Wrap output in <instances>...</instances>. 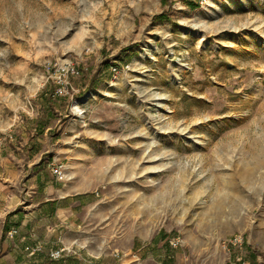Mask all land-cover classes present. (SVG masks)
Masks as SVG:
<instances>
[{
    "label": "rangeland",
    "instance_id": "rangeland-1",
    "mask_svg": "<svg viewBox=\"0 0 264 264\" xmlns=\"http://www.w3.org/2000/svg\"><path fill=\"white\" fill-rule=\"evenodd\" d=\"M261 159L264 0H0V178L21 167L63 196L24 227L107 264L134 242L264 264Z\"/></svg>",
    "mask_w": 264,
    "mask_h": 264
},
{
    "label": "crops",
    "instance_id": "crops-1",
    "mask_svg": "<svg viewBox=\"0 0 264 264\" xmlns=\"http://www.w3.org/2000/svg\"><path fill=\"white\" fill-rule=\"evenodd\" d=\"M6 137L12 139L14 135L9 133ZM27 151L31 152V148L28 147ZM46 151L44 149L42 153ZM17 160L19 161V158ZM4 165L10 166L7 163ZM10 170H12L11 175H9ZM22 174L29 176L30 172L28 169L15 167L4 171V176L0 178V264H107L109 260L80 257V252L72 244L62 245V235L55 224L47 223L38 231L31 226L24 227V222L33 217L44 218L45 222L48 218L60 219L64 213V207L61 203L63 196L52 181L43 184L38 177L23 178ZM23 203L27 206L22 207ZM13 223L18 224L13 225ZM13 228L17 229V232L10 233ZM49 235H51L49 238H52V244L47 243ZM37 239L38 241L34 244L39 243L41 250L45 253L39 252L35 260H23L28 255H32L30 251L25 252V248L33 247L34 244L30 242ZM150 243L136 244L134 242L130 247L132 251L130 257L127 260H116L115 264H174L159 260L153 254L144 256ZM61 247L64 248L61 257L51 256L52 250Z\"/></svg>",
    "mask_w": 264,
    "mask_h": 264
},
{
    "label": "built area",
    "instance_id": "built-area-1",
    "mask_svg": "<svg viewBox=\"0 0 264 264\" xmlns=\"http://www.w3.org/2000/svg\"><path fill=\"white\" fill-rule=\"evenodd\" d=\"M55 172L57 174L58 173L62 174L63 171L61 169H59V168H56ZM15 232H17V229H15V228L11 229V231H10V233H15ZM178 239L179 238H175V240H172L171 243L174 246H177L180 243ZM235 239H237V238H235ZM27 248H29V247H27ZM31 249H32L31 253H34L37 249H40V245L37 244V245L31 247ZM63 251H64V248L63 247L56 248V249H54V250L51 251V256H53V257H61Z\"/></svg>",
    "mask_w": 264,
    "mask_h": 264
},
{
    "label": "bare ground",
    "instance_id": "bare-ground-1",
    "mask_svg": "<svg viewBox=\"0 0 264 264\" xmlns=\"http://www.w3.org/2000/svg\"><path fill=\"white\" fill-rule=\"evenodd\" d=\"M259 162L260 163H264V160H259ZM153 168H156V167H158V166H152ZM99 171H100V169H98ZM102 170V169H101ZM98 171V172H99ZM96 172H97V170H96ZM92 174H94V173H92ZM100 175H99V177H101L102 179L103 178H105L106 176L108 177V178H110V179H112V178H116V175H114V176H111V175H107V172L105 171V170H103L101 173H99ZM96 175V177H97V175L98 174H94L93 176H95ZM227 199V196H226V194H224V196H222L221 197V201H225Z\"/></svg>",
    "mask_w": 264,
    "mask_h": 264
}]
</instances>
